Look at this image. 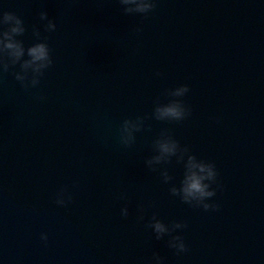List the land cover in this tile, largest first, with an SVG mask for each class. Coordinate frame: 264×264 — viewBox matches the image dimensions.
<instances>
[{
    "label": "water",
    "instance_id": "water-1",
    "mask_svg": "<svg viewBox=\"0 0 264 264\" xmlns=\"http://www.w3.org/2000/svg\"><path fill=\"white\" fill-rule=\"evenodd\" d=\"M5 12L24 54L0 51V264H264V0ZM37 43L50 63L22 69ZM171 103L183 118L159 117ZM189 156L215 172L199 202L182 198Z\"/></svg>",
    "mask_w": 264,
    "mask_h": 264
},
{
    "label": "clouds",
    "instance_id": "clouds-1",
    "mask_svg": "<svg viewBox=\"0 0 264 264\" xmlns=\"http://www.w3.org/2000/svg\"><path fill=\"white\" fill-rule=\"evenodd\" d=\"M136 0H124V3H135ZM151 7L148 3H137L136 11H144ZM45 18V14L41 13V19ZM0 23L9 25L8 29L3 33H0V51L8 50V54L15 60H19L20 57L24 54V49L21 44L14 40V35L21 34L24 29L22 27V21L17 18L14 14L5 12L2 17H0ZM48 29H54L55 25L49 21L47 25ZM27 55L30 57L29 60H26L22 63L21 68L27 69L32 67L34 72H38L40 69L47 66L49 61L48 48L43 43H37L27 49ZM17 79H22L19 75ZM36 81H33L35 83ZM187 91L186 87H180L175 90L173 93L176 96L183 95ZM160 118L171 117L174 119H181L184 116L183 108L177 103H171L163 108L157 109ZM125 131H127V122L125 126ZM159 150L161 154H174L176 150V144L174 142H162L159 144ZM158 160L159 157H156ZM150 163V162H149ZM187 172L185 173V178L182 182L181 192L183 194V199L185 201L196 200L202 201L205 197H210L214 193L209 191V185L202 183V181L208 179L211 180L215 176L214 169L211 165L204 164L203 162H197L193 157L189 156L188 163L186 165ZM198 170V171H197ZM199 173V174H198ZM175 192V189H173ZM60 201H58L59 203ZM205 208H208V205H204ZM153 231L157 234V239L160 235L169 231V229L160 221L156 220L151 225ZM174 227L179 228L181 225L176 224ZM41 240L46 241L47 235L41 234ZM173 240L179 241V243L170 244V247H175L179 251H185V245L180 237H173Z\"/></svg>",
    "mask_w": 264,
    "mask_h": 264
}]
</instances>
